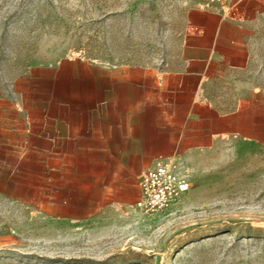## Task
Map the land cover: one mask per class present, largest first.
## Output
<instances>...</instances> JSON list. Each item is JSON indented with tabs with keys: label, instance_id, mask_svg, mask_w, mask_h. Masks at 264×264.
Here are the masks:
<instances>
[{
	"label": "rangeland",
	"instance_id": "obj_1",
	"mask_svg": "<svg viewBox=\"0 0 264 264\" xmlns=\"http://www.w3.org/2000/svg\"><path fill=\"white\" fill-rule=\"evenodd\" d=\"M215 2L228 0H0V96L71 98V59L172 66L186 12ZM254 49L250 71L215 90L221 99L240 81L264 91V17ZM12 150L0 163V227L12 236L0 264H264V146L217 151L153 213L133 207L139 180L110 190L88 165L51 162L69 149Z\"/></svg>",
	"mask_w": 264,
	"mask_h": 264
},
{
	"label": "crops",
	"instance_id": "obj_2",
	"mask_svg": "<svg viewBox=\"0 0 264 264\" xmlns=\"http://www.w3.org/2000/svg\"><path fill=\"white\" fill-rule=\"evenodd\" d=\"M263 17L264 0L193 6L172 66L71 59V98L0 96V163L11 164L13 147L66 148L51 162L88 165L89 177L122 190L159 157L178 162L190 180L221 149L264 146V91L240 81L233 98L215 92L250 71ZM11 246L0 231V251Z\"/></svg>",
	"mask_w": 264,
	"mask_h": 264
},
{
	"label": "built area",
	"instance_id": "obj_3",
	"mask_svg": "<svg viewBox=\"0 0 264 264\" xmlns=\"http://www.w3.org/2000/svg\"><path fill=\"white\" fill-rule=\"evenodd\" d=\"M190 180L178 162L159 157L139 179L138 198L133 207L143 213H153L170 207L188 189Z\"/></svg>",
	"mask_w": 264,
	"mask_h": 264
}]
</instances>
